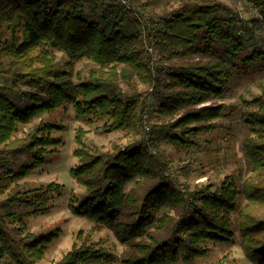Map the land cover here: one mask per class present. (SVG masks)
<instances>
[{
  "label": "trees",
  "instance_id": "obj_1",
  "mask_svg": "<svg viewBox=\"0 0 264 264\" xmlns=\"http://www.w3.org/2000/svg\"><path fill=\"white\" fill-rule=\"evenodd\" d=\"M246 1L264 27V0ZM153 22L121 0H0V75L11 80L0 82V264H39L58 236L29 229L33 217L51 212L62 186L25 188L19 181L57 152L63 137L54 133L63 128L41 121L18 137L21 127L69 104L88 125L141 135L146 94L134 77L154 84L153 113L170 121L113 151L87 149L79 128L71 174L84 193L69 203L74 215L112 230L126 249L118 257L86 240L58 264H192L210 254V244L233 241L235 215L245 256L264 264V90L242 114L251 175L241 188L229 179L183 187L168 173L170 158L152 149L163 141L189 150L211 121L227 115L225 104L199 106L224 97L236 74L264 70V50L248 43L256 28L220 0H180ZM81 61L92 65L88 72L76 69ZM12 156L25 161L18 167Z\"/></svg>",
  "mask_w": 264,
  "mask_h": 264
},
{
  "label": "rangeland",
  "instance_id": "obj_2",
  "mask_svg": "<svg viewBox=\"0 0 264 264\" xmlns=\"http://www.w3.org/2000/svg\"><path fill=\"white\" fill-rule=\"evenodd\" d=\"M126 5L133 8L139 18L150 27H156L153 22V16L161 15L172 8H176L180 0H156L152 2L148 10H143L140 5L146 0H125ZM232 6L241 17L249 23L251 28H256L254 36L249 37L248 43L253 48L264 50V27L260 23L256 24L254 20L259 18V14L253 5L246 0H220ZM122 2V1H121ZM140 3V4H139ZM255 18V19H254ZM150 53L155 61H160L159 55L153 47H149ZM58 60H62L63 54L55 52ZM162 62V61H161ZM92 67L87 61H81L76 69H83L88 72ZM88 70V71H87ZM11 80L0 75L1 83H9ZM136 90L144 92L145 111H144V129L141 135L126 133L125 131L106 132L102 129L103 122H96L88 125L76 117L72 105H65L54 112L45 113L40 118L21 127L18 137L30 132L33 127L41 121L52 122L61 126L62 130H57L54 134L63 137V144L57 149V152L48 155L45 165L35 170L31 175L19 181L25 188L38 187L57 183L62 186L60 195L55 196L53 209L49 214L31 219L29 232L38 236L46 235L58 230L57 238L48 246L44 258L39 264H58L70 252L73 246H78L86 240L100 242L110 252L118 257L122 256L125 245L117 238L115 233L104 226H97L87 217L74 215L70 211L69 203L71 196L77 194L82 196L84 188L78 185L71 174V168L78 164V159L73 151L77 148L74 137L79 128L86 131L84 145L87 149L93 151H113L116 146H125L130 143L141 141L149 136L153 127L159 122L170 121V118L158 117L154 112L158 103L154 99V84L144 85L134 77ZM126 92H130L132 87L126 83H121ZM264 90V70L258 68L252 69L248 74H236L233 81L227 89L224 97L213 99L202 106H217L225 104L228 107L227 115L210 122L212 129L203 132L196 140V144L188 149H179L167 142H158L152 146L154 152L159 153L172 161L168 173L175 177L178 184L183 187H190L204 184H213L216 187L229 179L234 181L239 188L250 177L248 159L244 149V142L247 137L248 128L242 120V114L250 107V101L260 95ZM172 120L179 118L178 115L171 117ZM192 126H196L193 124ZM25 161V156H12L11 162L20 166ZM4 199V198H1ZM246 205L242 201L241 207ZM259 208L253 212L260 213ZM239 216H234V239L232 242L222 244H210L211 252L209 255L200 257L192 264H254L247 259L241 245L239 233ZM178 264H185L179 262Z\"/></svg>",
  "mask_w": 264,
  "mask_h": 264
},
{
  "label": "built area",
  "instance_id": "obj_3",
  "mask_svg": "<svg viewBox=\"0 0 264 264\" xmlns=\"http://www.w3.org/2000/svg\"><path fill=\"white\" fill-rule=\"evenodd\" d=\"M124 4H126L127 2L125 0H121Z\"/></svg>",
  "mask_w": 264,
  "mask_h": 264
}]
</instances>
